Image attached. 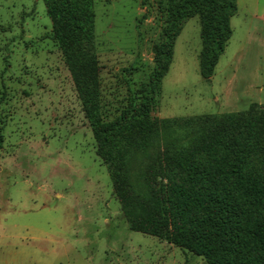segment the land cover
I'll use <instances>...</instances> for the list:
<instances>
[{"label": "rangeland", "instance_id": "obj_1", "mask_svg": "<svg viewBox=\"0 0 264 264\" xmlns=\"http://www.w3.org/2000/svg\"><path fill=\"white\" fill-rule=\"evenodd\" d=\"M92 1L108 123L140 103L168 0ZM237 8L210 80L200 72V15L185 22L152 112L165 123L150 155L193 136L175 118L264 110V0ZM0 127V264H209L129 225L43 0H0ZM146 162L142 153L128 159L134 180Z\"/></svg>", "mask_w": 264, "mask_h": 264}, {"label": "trees", "instance_id": "obj_2", "mask_svg": "<svg viewBox=\"0 0 264 264\" xmlns=\"http://www.w3.org/2000/svg\"><path fill=\"white\" fill-rule=\"evenodd\" d=\"M98 142L115 194L133 230L204 256L209 264H264V110L175 118L193 136L149 154L165 123L152 116L185 22L201 18L200 72L210 80L233 35L237 0H168L167 25L139 105L103 123L92 0H43ZM0 127V148L4 144ZM145 154L140 179L128 159Z\"/></svg>", "mask_w": 264, "mask_h": 264}]
</instances>
